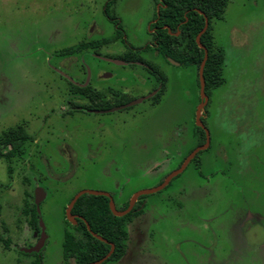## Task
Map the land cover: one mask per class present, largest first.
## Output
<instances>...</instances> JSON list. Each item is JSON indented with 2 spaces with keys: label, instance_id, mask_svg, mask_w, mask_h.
<instances>
[{
  "label": "rangeland",
  "instance_id": "obj_1",
  "mask_svg": "<svg viewBox=\"0 0 264 264\" xmlns=\"http://www.w3.org/2000/svg\"><path fill=\"white\" fill-rule=\"evenodd\" d=\"M105 1L0 0V136L16 127L28 136L19 159L0 158V237L8 243L0 240V264L37 256L40 264H64V209L73 194L104 191L121 206L200 145L198 66L153 52L155 0H112L108 13L123 38L57 54L114 36ZM209 27L223 65L199 115L208 144L161 189L143 194V213L127 225L126 253L99 264H264V0H227ZM125 47L154 73L157 67L162 84L139 64L120 69L89 51L118 55ZM89 75L102 77L95 92L122 89L105 92L100 105L142 99L106 112L74 109L88 103L73 86ZM37 188L44 196L35 230L22 209L32 208ZM41 225L42 246L27 252Z\"/></svg>",
  "mask_w": 264,
  "mask_h": 264
},
{
  "label": "trees",
  "instance_id": "obj_2",
  "mask_svg": "<svg viewBox=\"0 0 264 264\" xmlns=\"http://www.w3.org/2000/svg\"><path fill=\"white\" fill-rule=\"evenodd\" d=\"M111 1L107 0L103 7L104 13L110 17L111 23L115 26L118 25L116 19L108 13ZM226 1L155 0L156 3H159V7L157 8V14L153 17L155 19L154 22L148 27V30L153 29L151 32V39L154 42L153 48L162 57H170L181 64L198 66L203 56V49L198 47L195 36L202 28L204 20H207V27L198 38L200 44L207 51L202 70L205 91L208 84L218 86L222 82L223 53L220 48L212 44L209 22L211 19L221 18ZM114 33L119 35L121 32L115 29ZM105 41L106 39L89 43L79 42L73 47L61 49L57 54L60 56L68 55L91 44H100ZM152 73L156 80L162 84V76ZM107 106L96 105L97 108ZM195 128L201 134L200 143L203 141V131L197 125H195ZM27 137L21 127L3 132L0 136V158H4L7 164L14 159H19L23 154L21 145ZM6 145L9 148L2 152L1 148ZM195 157L196 153L191 160L195 159ZM7 169L9 170V167ZM143 198V194L138 196L134 205L126 214L115 216L109 209L107 196L89 193L81 194L70 208V213L77 215V217L74 218L73 222L68 221L64 217L61 240L63 263L84 264L95 261L108 252L109 243L113 244V250L104 261H118L122 258L128 246L127 225L132 223L135 217L143 213ZM128 200L129 198H126L121 206L115 208L118 210L124 209L128 204ZM35 207L36 205L32 202V208L24 206L22 211L28 215L27 222L30 228L36 230L38 215L35 212ZM90 232L97 234L103 240L92 236ZM0 240L7 246V240L1 237ZM40 262V256H37L30 264H40Z\"/></svg>",
  "mask_w": 264,
  "mask_h": 264
},
{
  "label": "water",
  "instance_id": "obj_3",
  "mask_svg": "<svg viewBox=\"0 0 264 264\" xmlns=\"http://www.w3.org/2000/svg\"><path fill=\"white\" fill-rule=\"evenodd\" d=\"M206 27H207V20L205 19L202 28L200 29V31L195 36V41H196L198 47L203 49V56H202V58H201V60L199 62L198 71H197L200 102L198 103V105L195 108V114L194 115H195V120H196L197 125L200 128H202L203 131H204V142L202 144L196 146L193 150H191L189 152V154L185 157V159L182 162V164L177 169H175L172 172H170L157 186H155L153 188H149V189H142V190L135 191L130 196L127 206L124 209H122V210H118V209L115 208L110 195L108 193L104 192V191H98V190H79V191H77L75 194H73V196L68 201V203H67V205H66V207L64 209L65 218L68 221L73 222L74 218L77 217V215H73V214L70 213V208L73 205L74 201L83 193L107 196L108 197V206H109V209H110V211H111V213L113 215L122 216V215L126 214L132 208V206L134 205V203H135V201H136L138 196H140L142 194L151 193V192H154V191H157V190L161 189L169 181V179L172 176H174L176 173H178L183 168V166L194 156V154L197 151H199L201 149H204L207 146V144H208L207 131L204 129V127L201 124L200 119H199L200 110L203 107V105L206 103V100H207L206 94L204 93V79H203V75H202L203 65H204V62H205V59H206V56H207V51H206V48L202 44H200V42L198 40L199 35L206 29ZM167 61H169L170 63H173V64H177L178 63V62H176V61H174V60H172L170 58H167ZM132 103H134V102H130V103L126 104V105H129V104H132ZM126 105H122L120 107H124ZM116 108H119V107H116ZM108 110H111V109H108ZM43 196L44 195L41 192V190L37 188V190L33 194V203L37 206ZM78 217L80 218V216H78ZM86 228L88 229L87 225H86ZM90 233H91L92 236H94V237H96V238H98L100 240H103L97 234H95L93 232H90ZM37 239H38L37 243L32 248L27 249L26 250L27 252H30V251L37 252L40 249V247L42 246L43 239H44V234L42 232V225H41V227L39 229V235H38ZM109 245H110V248H109L108 252L105 255H103L102 257H100L99 259H97L95 261L84 263V264H99L102 261H104L109 256V254L112 252V250H113V244L109 243Z\"/></svg>",
  "mask_w": 264,
  "mask_h": 264
},
{
  "label": "flooded vegetation",
  "instance_id": "obj_4",
  "mask_svg": "<svg viewBox=\"0 0 264 264\" xmlns=\"http://www.w3.org/2000/svg\"><path fill=\"white\" fill-rule=\"evenodd\" d=\"M106 2V1H105ZM104 2V3H105ZM155 4H156V14H157V8L159 7V3H156L155 2ZM104 6V5H103ZM103 12H104V7H103ZM105 14V13H104ZM155 14V15H156ZM105 16H106V18L109 20V21H111L110 20V17L108 16V15H106L105 14ZM154 17V16H153ZM154 18H152V21H151V23L152 22H154ZM115 29H117L118 31H120L121 33H119V35H115V33H114V35L115 36H112V37H110V38H101L99 41H102V39H106V41L104 42V43H107L108 41H111V42H115V41H117V39L118 38H120V37H122L123 38V33H122V31H121V29H120V27H118V25H115L114 26V30ZM149 31H153V29H151V30H149ZM120 40V39H119ZM94 41H96V40H93V41H86V43H89V42H94ZM98 45H100V44H96V43H94V44H91L90 46H87L86 48H82L81 50H79V51H87L86 49L87 48H95L96 46H98ZM153 46H154V42H153ZM126 48V47H125ZM153 50V52L154 53H157V54H159L157 51H155V49L153 48L152 49ZM89 51H91V52H94L95 51V53L94 54H96V56L99 58L100 57V59L101 60H103L104 62H107V63H114V64H116V65H118L117 67H119L120 69L121 68H124L123 66L126 64V65H128V66H134V65H137V64H139V65H141L144 69H145V71H147V73H149V74H151V76H153V73L152 72H155L154 70H152L151 68H149L148 66H146V65H142L141 64V60L140 59H138V57L136 56V55H134L133 54V52H132V50H130V51H128L127 50V48L125 49V51H123L122 53H120V54H118V55H112V54H108V55H101V54H99L95 49H92V50H89ZM153 53H151V55H152ZM160 55V54H159ZM161 56V55H160ZM167 58H170V57H163V59L164 60H166L167 61ZM171 59V58H170ZM173 60V59H172ZM175 61V60H174ZM169 62V61H168ZM129 70H131V69H129ZM156 70H157V72H156V75L157 74H159L160 72H158V69H157V67H156ZM132 75H133V73H131L130 75L129 74H126V75H124V76H130V77H132ZM154 77V76H153ZM100 78H102V77H100V75H99V77L98 78H93V77H91L90 75L89 76H87L86 78H83L82 80H80V82L79 83H76L75 82V87L73 86V88L76 90V94H77V96H79V97H86V99H88V103H78L77 102V106L75 105L74 106V109H76V108H79L81 111H84V112H106V111H110V110H108V109H114V107L116 108V107H119V108H121L120 106H122V105H124V104H120V103H117V104H115V105H117V106H115V105H112V104H110L108 101H106L104 104H102V105H108L107 107H103V108H97L96 107V105H100V104H98L99 103V101L101 100V99H104L105 100V97H104V95H105V92H109V93H111L113 96H114V94H117V92H118V90L120 91V90H122V89H119V88H117V90L116 89H110V87H108V86H105V87H103V89L102 90H100V91H98V92H95L94 91V89H93V87H92V84H93V82H95V81H97L98 79H100ZM155 78V77H154ZM118 79H120L121 81L123 80V77L122 78H118ZM117 79V80H118ZM156 79V78H155ZM126 80H123V82H125ZM119 82V81H118ZM158 82V81H157ZM74 83V82H73ZM158 87V86H157ZM153 88V87H152ZM154 89V88H153ZM117 91V92H116ZM123 91H125V90H123ZM122 92V91H121ZM91 97H90V96ZM142 98H139V99H137V100H132L131 102H136V101H138V100H141ZM119 104V105H118ZM101 105V106H102ZM112 106H114V107H112ZM116 109H118V108H116ZM201 112V111H200ZM202 131H203V129L202 128H200ZM197 137H198V140H200V137H201V134L199 133V131H198V134L196 135ZM204 142V131H203V141L202 142H200V143H198V144H202ZM161 182V181H160ZM117 207H119V206H117ZM74 215V214H73Z\"/></svg>",
  "mask_w": 264,
  "mask_h": 264
}]
</instances>
